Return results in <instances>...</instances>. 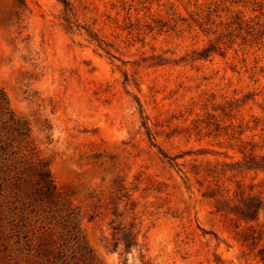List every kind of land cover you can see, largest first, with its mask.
<instances>
[{
    "label": "rangeland",
    "instance_id": "obj_1",
    "mask_svg": "<svg viewBox=\"0 0 264 264\" xmlns=\"http://www.w3.org/2000/svg\"><path fill=\"white\" fill-rule=\"evenodd\" d=\"M14 2L0 88L94 264H264V0ZM248 191L255 219L219 209ZM113 217L136 245H107ZM32 244L0 239V264H45Z\"/></svg>",
    "mask_w": 264,
    "mask_h": 264
},
{
    "label": "trees",
    "instance_id": "obj_2",
    "mask_svg": "<svg viewBox=\"0 0 264 264\" xmlns=\"http://www.w3.org/2000/svg\"><path fill=\"white\" fill-rule=\"evenodd\" d=\"M60 1L68 15L69 0ZM14 6V14L20 22V15L27 10V5L24 0H15ZM96 40L99 46L107 48L102 38ZM119 189L126 187L119 185ZM243 194L239 199L243 205L241 208L223 205L219 209L244 221L255 219L262 200L250 191ZM121 196L127 199L125 205L130 202L129 208L134 207L127 190ZM112 213L117 217L121 212H117L115 207ZM115 217L109 221L111 237L107 245L116 249L121 244L124 249H130L138 243L136 224L133 220L116 222ZM11 238L18 243H34L36 255L45 264H94L92 250L81 232L74 211L61 200L50 170L40 157L38 145L30 136L26 121L12 113L0 88V239ZM248 238L249 234L242 231L241 239L244 241ZM252 244H255L254 241ZM262 251L258 250L260 254ZM261 258L264 259V255Z\"/></svg>",
    "mask_w": 264,
    "mask_h": 264
}]
</instances>
